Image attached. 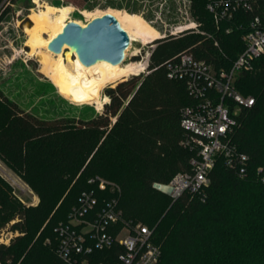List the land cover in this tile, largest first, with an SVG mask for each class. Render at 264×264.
I'll use <instances>...</instances> for the list:
<instances>
[{
  "label": "trees",
  "instance_id": "trees-1",
  "mask_svg": "<svg viewBox=\"0 0 264 264\" xmlns=\"http://www.w3.org/2000/svg\"><path fill=\"white\" fill-rule=\"evenodd\" d=\"M8 1L0 0L1 9L18 2ZM209 1L193 0V16L205 34L185 31L156 40L149 74L107 89L111 102L90 119L37 118L0 88V159L40 199L37 206H23L0 179V230L17 218L10 229L21 234L10 246L0 245L1 261L65 264L56 253L54 230L68 222L81 194L93 191L96 211L119 197L124 219L153 231L162 250L158 264H264V57L255 62V71L236 80L241 95L255 98L254 106L242 109L231 136L237 151L250 158L246 177L221 158L202 195L185 194L173 202L153 188L190 171L193 156L183 146L188 133L181 126L182 110L193 99L184 81L168 78L167 61L189 51L217 70L230 69L244 50L242 36L252 15L238 13L217 29ZM95 177L115 184L120 193L99 191L89 182ZM122 252L118 244L96 250L90 264H116Z\"/></svg>",
  "mask_w": 264,
  "mask_h": 264
},
{
  "label": "built area",
  "instance_id": "built-area-1",
  "mask_svg": "<svg viewBox=\"0 0 264 264\" xmlns=\"http://www.w3.org/2000/svg\"><path fill=\"white\" fill-rule=\"evenodd\" d=\"M207 10L212 14L217 29L222 22L234 19L238 13H250L252 18L242 36L244 50L230 69L217 70L213 64L198 60L189 51L166 63L168 78L184 81L188 95L193 99L191 105L183 108L181 115V126L188 133L183 146L193 155L190 171L177 174L167 184H153L155 190L169 196L173 202L185 194L202 195L210 184V172L219 159L223 158L240 178L246 177L250 160L249 156L237 151L231 143V136L238 127L242 109L255 104L254 97L239 93L236 80L242 73L255 71V62L264 57V0H210ZM185 31L205 34L197 24H193V27L177 29L171 36ZM215 46L219 47V43L215 42ZM149 59L150 55L146 69L139 75L149 74ZM89 182L101 189L112 188L120 193L118 186L100 177ZM21 189L25 191V187ZM97 205L98 199L93 191L83 192L69 213L68 222L55 228L56 253L61 261L65 264H90L89 257L96 250L104 251L118 244L124 252L118 256L116 264L159 263L162 250L153 242V231L145 225L126 221L119 197L106 200L100 211H96ZM18 235L21 234L0 232V245L10 246L14 236ZM0 264L12 263L0 260Z\"/></svg>",
  "mask_w": 264,
  "mask_h": 264
},
{
  "label": "rangeland",
  "instance_id": "rangeland-1",
  "mask_svg": "<svg viewBox=\"0 0 264 264\" xmlns=\"http://www.w3.org/2000/svg\"><path fill=\"white\" fill-rule=\"evenodd\" d=\"M6 1L4 0L3 3ZM10 1L8 2L10 3ZM46 5L57 8L72 6L74 11L69 16V20L83 24L91 21L89 17L91 14H100L101 12L114 14V11H117L119 15L116 13L114 15L120 21L121 16L125 14L137 15L160 33L158 39L171 36L172 32L181 27H193V24H197L198 29L201 28V24L193 16V0H90L87 5L80 0H61L57 3L54 0H18L10 10L5 11V8L1 9L0 6V88L20 108L43 120L59 118L87 120L103 113L105 106L111 102L106 90L115 88L120 82L132 77L121 80L114 86L108 85L103 89L102 99L108 97L109 101L104 103L101 110L95 104L78 105L61 96L54 84L41 72L38 59L29 56L25 51V47L28 46L27 26L23 29L22 25L32 14L42 10ZM78 8H82V10ZM122 26L127 28L128 34L129 32L132 35L136 34L134 28L129 24L123 22ZM45 37L47 38L48 35L46 34ZM155 41L144 44L141 39L135 42L131 39V46L126 52L124 64L146 62L148 55H151L152 48L156 47ZM0 179L10 187L11 197L21 205L32 207L39 204L38 195L1 159ZM24 187L25 191H22L21 188ZM3 188L7 191V187ZM98 190L104 193L114 192L112 188L101 189L98 187ZM60 209L65 211L63 208ZM15 221L17 222V218ZM11 226L10 222L0 232H13L10 229ZM19 236L21 235L14 236V239Z\"/></svg>",
  "mask_w": 264,
  "mask_h": 264
},
{
  "label": "bare ground",
  "instance_id": "bare-ground-1",
  "mask_svg": "<svg viewBox=\"0 0 264 264\" xmlns=\"http://www.w3.org/2000/svg\"><path fill=\"white\" fill-rule=\"evenodd\" d=\"M73 11L72 6L57 8L46 5L42 10L32 14L29 17L32 24L25 25L27 26L26 33L30 48L27 54L38 59L41 72L54 84L61 96L78 105L95 104L101 110L104 103L109 101L108 97L102 99L103 89L108 85L114 86L119 81L131 76L139 75L146 69V62L113 65L101 61L92 66H85L81 63L76 52L67 45L60 54L50 51L49 45L53 39L63 32L69 22H73V20H69ZM114 12L119 15V12ZM104 15L105 13L101 12L100 14H91L89 17L92 21ZM121 18V23H127L134 28L135 35L129 32L133 42L141 39L144 44H149L159 38L160 33L140 16L125 14ZM74 22L83 27H87L89 23ZM123 28L128 31L126 27Z\"/></svg>",
  "mask_w": 264,
  "mask_h": 264
},
{
  "label": "water",
  "instance_id": "water-1",
  "mask_svg": "<svg viewBox=\"0 0 264 264\" xmlns=\"http://www.w3.org/2000/svg\"><path fill=\"white\" fill-rule=\"evenodd\" d=\"M26 24H32L29 18L22 25L23 29ZM66 45L76 52L85 66L101 61L119 65L126 61L131 38L121 21L113 13H107L89 22L87 27L74 21L69 22L63 32L50 43L49 50L60 54ZM29 50L26 46L25 51Z\"/></svg>",
  "mask_w": 264,
  "mask_h": 264
}]
</instances>
